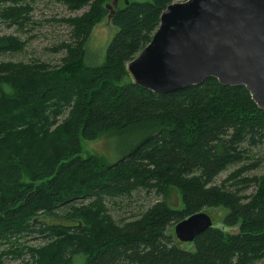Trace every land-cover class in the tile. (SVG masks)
I'll return each mask as SVG.
<instances>
[{"label":"trees","instance_id":"16d2710c","mask_svg":"<svg viewBox=\"0 0 264 264\" xmlns=\"http://www.w3.org/2000/svg\"><path fill=\"white\" fill-rule=\"evenodd\" d=\"M59 1L87 9L58 19L69 28L52 50L63 51L58 64L4 60L26 41L0 34V264H72L77 254L84 264H264V176L246 175L261 164L252 150L264 148V111L249 91L214 78L163 94L131 83L125 64L177 0H121L94 66L79 64L112 0ZM31 10L29 1L0 0V23L23 29ZM106 133L133 142L114 163L82 155V140ZM141 190L160 198L114 219L107 201ZM217 207L223 218L193 242L175 237L178 221ZM36 233L45 245L21 241Z\"/></svg>","mask_w":264,"mask_h":264},{"label":"water","instance_id":"95a60500","mask_svg":"<svg viewBox=\"0 0 264 264\" xmlns=\"http://www.w3.org/2000/svg\"><path fill=\"white\" fill-rule=\"evenodd\" d=\"M118 1L105 4L107 23ZM125 70L132 84L160 94L198 85L208 78L225 86L242 85L264 111V0L168 4L150 42L125 64ZM213 226L212 217L198 211L178 221L174 235L189 243ZM221 228L238 232L237 226Z\"/></svg>","mask_w":264,"mask_h":264},{"label":"rangeland","instance_id":"374dc122","mask_svg":"<svg viewBox=\"0 0 264 264\" xmlns=\"http://www.w3.org/2000/svg\"><path fill=\"white\" fill-rule=\"evenodd\" d=\"M29 1L32 5V10L29 13L30 21L23 29H18L16 26L0 23V34H14L19 36L22 40L26 41V45L23 51L19 53H10L3 56L6 61H23V62H45L50 65L59 63L63 51H52L57 45L69 38V28L66 23L58 21L60 18H67L81 14L87 9L83 7L78 11L68 10L63 3L59 0H25ZM131 1H151V0H131ZM183 1V0H177ZM122 1H118V5H121ZM115 29L105 21L101 20L93 29L92 35L87 43L86 55L79 64V66H94L103 62L105 48L114 34ZM126 81V78L123 80ZM133 142V137H125L118 135L101 134L95 140H82V155H96L104 158L109 163H114ZM255 154V159H260L261 164L255 170L249 171L247 176H264V148H255L252 150ZM233 170L232 168L222 172L218 175L215 182L219 183L224 179L227 174ZM29 182L28 178H25L24 184ZM21 190V188L19 189ZM254 190V187H249L245 194H250ZM17 191V190H16ZM33 191H30L31 194ZM16 194V193H15ZM174 195L173 204H178L181 207V202H178V195L175 191H172ZM177 197V198H176ZM159 195L153 192H147L141 190L133 192L131 197H116L107 201V208L109 213L114 219H132L147 208L152 202L158 200ZM206 212L212 217L214 222H220L223 218L225 209L223 208H211ZM36 219L31 221L35 223ZM31 223V225H33ZM26 245L37 246L45 245L44 240L39 234H32L28 237L21 239ZM86 259L85 254H77L72 257V264H84ZM19 261L5 260L2 264H18Z\"/></svg>","mask_w":264,"mask_h":264},{"label":"flooded vegetation","instance_id":"af4514ba","mask_svg":"<svg viewBox=\"0 0 264 264\" xmlns=\"http://www.w3.org/2000/svg\"><path fill=\"white\" fill-rule=\"evenodd\" d=\"M37 220V219H36Z\"/></svg>","mask_w":264,"mask_h":264}]
</instances>
